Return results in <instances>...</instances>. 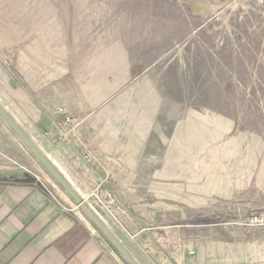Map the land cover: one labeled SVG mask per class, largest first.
<instances>
[{"label": "rangeland", "instance_id": "rangeland-1", "mask_svg": "<svg viewBox=\"0 0 264 264\" xmlns=\"http://www.w3.org/2000/svg\"><path fill=\"white\" fill-rule=\"evenodd\" d=\"M0 62L63 64L114 123L155 109L145 182L192 248L264 264V0H0ZM32 169L63 190L0 118V178Z\"/></svg>", "mask_w": 264, "mask_h": 264}, {"label": "crops", "instance_id": "crops-1", "mask_svg": "<svg viewBox=\"0 0 264 264\" xmlns=\"http://www.w3.org/2000/svg\"><path fill=\"white\" fill-rule=\"evenodd\" d=\"M63 73L58 62H0V102L138 263L233 264L192 248L189 226L161 201L154 186L161 183L153 174L145 182L144 133L154 129L156 110L143 107L136 123H114L110 111L93 116ZM65 116L78 121L65 126ZM107 191L110 210L96 197ZM154 208L166 213L155 218ZM0 264L127 263L63 190L32 169L0 178Z\"/></svg>", "mask_w": 264, "mask_h": 264}, {"label": "water", "instance_id": "water-1", "mask_svg": "<svg viewBox=\"0 0 264 264\" xmlns=\"http://www.w3.org/2000/svg\"><path fill=\"white\" fill-rule=\"evenodd\" d=\"M0 118L16 134L22 144L32 153L38 162L44 167L53 180L65 191L74 204L96 227L114 250L121 256L127 264H139L138 261L130 254L126 247L107 227L103 220L87 205L79 196L74 187L64 177L60 170L53 164L36 142L26 133L23 127L9 113L8 109L0 102Z\"/></svg>", "mask_w": 264, "mask_h": 264}, {"label": "built area", "instance_id": "built-area-1", "mask_svg": "<svg viewBox=\"0 0 264 264\" xmlns=\"http://www.w3.org/2000/svg\"><path fill=\"white\" fill-rule=\"evenodd\" d=\"M98 200H100L101 204L104 205L107 208L106 202L109 203H113V198L111 195H108L107 192L105 193V195H100V196H96ZM191 255H193V253H190Z\"/></svg>", "mask_w": 264, "mask_h": 264}, {"label": "bare ground", "instance_id": "bare-ground-1", "mask_svg": "<svg viewBox=\"0 0 264 264\" xmlns=\"http://www.w3.org/2000/svg\"><path fill=\"white\" fill-rule=\"evenodd\" d=\"M60 187V186H59ZM64 191V190H63ZM65 192V191H64ZM75 208L77 209V210H79L80 211V209H78V207L75 205ZM81 212V211H80ZM82 213V212H81Z\"/></svg>", "mask_w": 264, "mask_h": 264}]
</instances>
